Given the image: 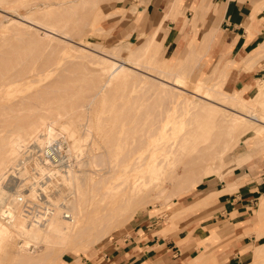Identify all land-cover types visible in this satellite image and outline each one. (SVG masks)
<instances>
[{
	"label": "bare ground",
	"instance_id": "bare-ground-1",
	"mask_svg": "<svg viewBox=\"0 0 264 264\" xmlns=\"http://www.w3.org/2000/svg\"><path fill=\"white\" fill-rule=\"evenodd\" d=\"M75 1L69 0L71 3ZM82 2L85 3L83 0ZM67 4L70 7L71 4ZM181 5L182 0H173L171 7ZM255 12L257 13V10ZM62 16L51 15L47 11H32L25 15L17 14L15 18L9 17L6 25L0 19V40L8 31L12 32L14 38L20 40V35L28 30L36 32L39 31L37 28H40L42 38L77 47L84 58L95 55L101 64V73L104 74L101 82L95 85L96 92H93V95L92 79L85 80L82 78L83 75H79L77 79H84V82L71 86L45 84L47 77L56 70L51 67L52 63L38 66L34 60L32 62L31 56L22 53L21 42L10 45L2 55L0 114L12 112L11 119L14 121H23L26 118L27 126H21L5 136L6 146L0 153V204L3 203V206H0V264L4 261L5 264H58L56 257L69 244L68 247H77L80 243L89 246L111 238L112 229L127 223L130 216L141 207L154 203L152 200L168 201L177 192L194 187L209 173H219V178L222 177L224 174L221 172L222 163L233 150L230 146L237 144L241 136L249 132H253L254 137H257L264 131V79L259 82L257 91L249 98H244L239 91L226 93L222 89L227 68L234 60H229L223 65L218 80L210 81L209 78L197 76L192 88L188 89L190 70L185 65H178V61L169 66L160 65L157 54L163 51L164 46L158 37V26L138 46L128 49L124 59H120L117 56L121 46L101 52L97 49L99 45L97 43H92L97 46L91 48V51L88 44L80 43L82 47L73 45L72 34L69 33V29L67 30L68 20ZM138 19L143 23L146 17L139 15ZM85 23L87 22L84 21ZM216 32L217 30H212V27L205 31L201 48L198 49L201 53H189L191 56L199 55L197 65L201 62L200 58L209 51L212 40L216 38ZM151 43H155V49L153 53L150 52L151 56L145 63V52ZM61 68L58 70L56 67L59 72ZM136 75L138 76L136 82L141 83L140 87H145L142 92L146 89L149 92L141 97L138 96L140 93L137 95L141 98L138 102L140 114L137 112L132 118V115H128L130 113L128 109L126 113L128 116L124 117L126 115L124 111L120 117L121 110L131 108V104H128L129 106L125 104L124 109L121 103L119 107L122 108L116 113L118 116L113 118L123 117L125 123L133 122L132 125L136 123L138 127L125 126L123 133L120 132L119 137L113 139L112 132L118 129L116 126V130L108 131L112 138L110 140L105 138V141L102 138L104 142H101L102 144L91 136L93 141L91 143L96 147H91L90 150L88 148L90 131L85 126L86 123L84 125L86 130L81 132L78 129L81 114H77V109L82 107L81 109L85 110V107H90L97 93L107 89H109L107 96L113 99L111 96H114L113 88L122 85L126 87L129 84L135 87L137 84L135 80H133L135 83L127 82ZM37 86L43 88L33 89ZM50 91L51 93L60 91L56 93L58 96L53 98V102H46L40 98ZM126 93L122 94L121 98L123 95L126 96ZM9 94L13 96L7 98ZM119 95L120 92H117L116 97ZM108 97L105 94L104 99ZM136 98L134 100L138 101ZM57 101L61 104L56 103ZM66 102L70 103L71 111L76 108L74 112L65 113L66 110L60 109ZM120 102H116V105H120ZM46 103L48 108H45ZM103 104L102 109L104 107L106 112V107L109 108L110 103H106V107ZM136 104L137 102L135 106ZM52 105L54 107H51ZM113 105L112 109L116 106ZM240 105L244 107L242 111L238 110ZM25 110H30L31 114L22 115ZM36 111L42 113L38 114ZM132 111L131 113L134 112ZM109 114L112 116L114 113ZM87 116L89 117V114ZM100 116V119L110 118L107 115ZM6 118H1L0 121H6ZM83 119L82 121H85L86 118ZM121 119L118 118V124ZM118 124L114 123L112 126ZM104 130H108V127ZM232 130L233 137H236L235 141L232 139ZM31 141L38 146L34 145L31 148L29 144ZM34 149H37L39 154L31 159L29 155H32ZM176 160L183 161L181 174L174 167ZM25 161L28 162L31 171L27 169ZM19 172H23L21 174L29 178L31 188L29 193H25L21 187L18 189H14V186L8 187L12 188L8 191L4 189L3 182L9 183V179L15 178L14 175H18ZM163 175L164 177L167 175L168 181L171 180L174 184L175 189L173 188L170 193L163 180H160ZM85 182L91 183L90 208L85 204V199L83 201ZM222 191H210L202 196L198 203L205 205ZM150 192H154L152 197L149 196ZM28 203L39 207L33 216L25 210L24 206ZM259 205L261 207L258 216H261L264 212V203ZM263 235L264 232H256L257 237ZM31 246H34L33 249ZM252 255V260L248 264H264V243L254 247Z\"/></svg>",
	"mask_w": 264,
	"mask_h": 264
},
{
	"label": "rangeland",
	"instance_id": "rangeland-1",
	"mask_svg": "<svg viewBox=\"0 0 264 264\" xmlns=\"http://www.w3.org/2000/svg\"><path fill=\"white\" fill-rule=\"evenodd\" d=\"M83 1H85V3H83L82 0L81 1L76 0L75 1L76 3L75 2L71 3L69 2V0H0V14H1L0 19L3 21V24L5 23L8 24L7 19L9 17L15 18L17 14L25 15L32 11H35V12L47 11L51 15H55V16L63 15L62 17H64L65 20H68L67 30L69 29L70 31L69 33L72 34L71 43L73 45L82 47L80 43L88 44L89 45L88 49L90 50L91 48H96L94 46H97V45H93V44L97 43L99 44L98 45L99 47L97 46V49L100 50L101 52L112 50L115 47L117 48L118 46H121L120 53L118 54L117 57L120 59H124L128 49H134L136 46H138V44L143 42L147 37H149L150 34H152V32L160 24L159 23L160 16H162L163 13L169 14L171 11V5H172V4L171 5L164 4L161 10L160 9L151 10L152 8L148 7V5L151 2L150 0H110V1L109 0H93V1L83 0ZM192 1L193 0H184V6L181 8L180 11H178L175 14L176 16L174 20L171 19V16H172L171 15L167 20H165L162 23L158 37L160 41L163 42L164 49L163 51H161V53H159V55L157 54L158 58L160 59V65L169 66L175 63L176 61H178L177 63L178 65H181V64L185 65V67L190 70L187 88L191 89L192 85H194V80L197 78V76L201 78H209L210 81H214L215 79L218 80L219 78L217 79V77L221 73L223 65L227 63L229 60H234V63L227 68V73L224 79V83L222 85V89L226 93H233L235 91H239L244 98H249L257 91L259 82H261V80L264 79V0H231L232 2L237 3L242 7V12L244 13V17H243L244 20H243V24L240 27H242V29L246 31V35L249 37H252L253 35L257 34L255 43H252L254 44L253 47H251V49L249 50H241V51H238V49H236L234 53L232 52L230 55H226V57L225 55H223L226 52L216 51V53H214V51L212 50L209 54L207 52L204 56L200 58L201 62L199 65H197V58L199 55L195 54V56H191L189 55V53L190 52L201 53V51H198V49L201 48V42L203 40V35L205 31L207 30L204 22L206 20L205 15L208 13L209 7H211L213 10V12L211 13L212 15L211 17H214V20L216 21L215 24L218 27L220 26L218 24L219 23L218 10L220 9L219 8L220 5L218 4L219 0H212V1L209 0L208 3L206 0H197L195 1V3L193 2V6H192L191 5ZM58 3H61L63 5L60 6L58 5ZM67 3L71 4L70 7ZM65 4L66 6H64ZM72 8H74L73 12H72ZM53 10H56V11H53ZM255 10H257V13L255 12ZM65 13L66 14L68 13L69 16L68 14L66 16ZM252 13H253V16H251ZM139 15H142V16L144 15L146 17L143 23L140 22V20L138 19ZM3 16H6V17H3ZM84 21L87 22L85 23L86 25L84 24ZM187 24H189L190 27L187 29V31H183L184 28L187 26ZM37 29H39V31L35 32L32 30H28L25 34L20 35V40L17 38H14L11 31L5 32V34L3 35V39L0 40V60L2 59V55L7 51L10 45H13L14 43H17V42H21L22 53L26 54V56H31L32 62L34 60L38 66H40L41 64L49 65L52 63L51 67H53V69L56 70V72L52 71L53 74L51 73L47 77L45 84L52 83V84L58 85V87L71 86L72 84H76L78 82H84V79L83 80L77 79L81 75H83L82 78H85V80L92 79L91 88H93L94 90L95 85L97 86L98 83L101 82L102 78H104V74L101 73V64L98 62V59L95 57V55H91L88 57L86 56L87 58H84L82 54V57H81V53L78 51L77 47H73L65 42L56 41V40H48V39L42 38L43 36V34L41 33L42 29L40 28H37ZM240 29L241 28H239V30ZM179 48H181L180 51H179ZM154 49H155V43H151V45L147 47L146 52H145V57H144L145 63H147V59L151 56L150 52L153 53ZM184 49L186 50V53L188 52L187 54L185 53L187 57L186 55L184 56ZM94 58L95 60H92ZM56 67L58 68V70H60V67H62L61 68L62 70L59 72L56 69ZM77 67L79 69H77ZM72 71L76 73L75 74L68 73ZM92 72L95 74H92ZM69 74H72V75H69ZM75 75H76V78H75ZM90 75L92 76V78H90ZM136 78H138L137 75L129 78L127 83H130V82L135 83ZM133 80H135V82ZM71 81H73L74 83ZM136 83L137 84L135 85V87L130 86L129 84L126 87L122 85V86H117L113 88L112 90H114L113 91L114 96L110 94L113 97V99L107 96L109 89H107V91L97 93V95L94 97L95 99L91 95V98H93V102H91V104L89 105L90 107H85V110L84 108L81 109L82 107L77 109L76 111L77 114H81L80 116L81 119L79 120L78 129L81 130V132H83L84 129L86 128L85 126H87V128H89V131H90L89 133L90 140L88 143V148L90 150H91V147L92 148L96 147V145H92L91 143L93 142L91 141V136L93 139H95V141H98L99 143H101L103 140L105 141V138L106 139L109 138L110 140L112 138V135L114 137L113 139H115V137H119L118 135H120V132L123 133L122 130L124 129L125 126L131 127L130 125H132L133 122L128 121L125 123L124 120H122L123 117L122 119L120 118L121 115L123 116L122 113L124 111H125L124 114L130 112L128 115L130 116L132 115L131 117L134 118L137 115V112L140 111V105L138 104V102H140L141 100L140 97L143 94L144 95L149 94L147 89L144 90V92H142L145 87L144 88L140 87L141 83L139 82H136ZM40 88L42 89L43 86L42 87L37 86L33 89H40ZM119 89L121 91H119ZM59 92H56V93H59ZM93 92L95 93L96 90L92 91L91 94H93ZM117 92H120V95L116 97ZM56 93H51L50 91L49 93L48 92L45 93L40 98L44 99V101L46 102H50V101L53 102L54 100L53 98L58 96L56 95ZM104 93L106 94V97H108V99L106 98L107 100L104 99L105 98ZM124 93H126L127 95L126 96L123 95V97L121 98L122 94ZM138 93H140L141 95H138ZM61 94L64 95V93H61ZM133 94H136V96H132ZM188 94L190 95V92H188ZM45 95H47V97ZM137 95L140 97H137ZM12 96L13 94H9L7 98H11ZM132 97L133 99H130ZM135 98L138 101H135L134 100ZM111 101H112V104H111ZM119 101H121L120 105L117 106L116 102H119ZM108 102L110 103L109 108L106 107L105 105ZM136 102L137 104L135 106ZM56 103H58L59 105L61 104L60 101H57ZM121 103H122V107L124 105V109H125V104L127 106L131 104L130 105L131 108L128 107L126 110H121L120 108L122 107H119L121 106ZM47 104L48 103H46V106L44 104L45 108L47 107ZM102 104L103 106L107 108L106 112L104 111L105 110L104 107L102 109ZM113 104H115L116 106L112 109V107L114 106ZM132 106L134 107V109ZM51 107H54V105H52ZM116 107L118 109H116ZM60 109L64 111L66 110L65 113H67V112H74L76 108L74 109V111H71L70 103L66 102V105H64ZM243 109L244 107H242L241 105L238 108L239 111H242ZM119 110H121V112H119L120 117L113 118L114 116H118V114L116 113ZM131 111L133 113H131ZM36 112L38 114L42 113V111H39V112L36 111ZM109 112H111V114L112 113L114 114H112L111 116ZM30 114H31L30 110H25L22 112V115L24 116H27ZM88 114H89V117L88 116L86 117V115ZM97 114L99 116L107 115V116H110V118L108 119L106 117V119L104 118L100 119L101 116L99 117ZM138 114H140V112ZM11 115H12V112L0 114V120L1 118H6L9 116L8 118H6L7 119L6 121H0V153L4 150L6 146L7 138L5 136H7L10 132L16 130L17 128L21 126H27L25 124L26 118L23 121H18V120L14 121L11 119ZM128 115L126 114L124 115V117ZM83 118L84 119L86 118L85 121H82ZM118 118L121 119V121L119 120V124H118ZM103 119L104 121H102ZM99 120L104 122V124L101 123V121L99 122ZM112 122L117 123L118 125H115L113 127L112 124L114 123ZM116 126L118 127L117 130H116L117 128ZM135 126H137L136 123L132 125V127H135ZM107 127H108V130L105 131L104 129ZM111 129L113 131L116 130V132L118 131V133L112 132V135L111 134L108 135L109 134L108 131L111 132ZM126 131L127 129L125 128L124 133ZM233 131L234 130L231 131V135H232L233 141H235L236 137L235 138L233 137ZM225 135L227 134H224V136ZM102 138L104 139L101 140ZM29 144L31 148H33L34 145H37L33 141H31ZM230 149H233V150L231 151V153H228L227 159L223 162L224 164L222 163L223 166L221 168V172H224L222 177L219 178V173H215V172L209 173L203 176V180L198 182L194 187L188 188L187 190H184V191L181 190L177 192L172 197H170L168 201H165V199H157V200L155 199V201L152 200L154 203L147 204L144 207H141L138 211H136L130 216L129 221H127V223L123 224L122 226L112 229L111 238L104 239L99 242L97 241L93 243L92 245L90 244L89 246H86L80 243L79 245H77V247H68L70 245L69 244L67 248H65L63 252L56 257V261L58 262V264H64V261H63L64 258L77 259L83 255L88 256L90 254L91 256L98 255L102 257L104 253L110 254V252H112L113 249L116 247V244L114 243L115 240L121 239V237L124 234H127L134 220L137 219V217H141L144 213L160 215L163 218V221L170 222L171 224L172 223L174 224L175 220L180 219L181 215L185 212H191L194 214H197V213L202 214L203 212L208 211L206 214L201 216V218L203 219L205 217L211 216L215 211L219 210V208L217 206L214 207L213 204L214 202H217L216 201L217 199L215 198H217V195H219L220 193L216 194L215 197L212 198L213 200L210 199V201L212 200L210 205H209V202L205 205L199 204L198 203L199 199L202 198V196H205L206 194L210 192L208 190L218 187L219 190H223L221 192L223 193L224 191H231V190L236 189L235 186L237 184L239 185L244 184L250 178H253L254 176L257 177L259 173H262L261 175L262 177H264V131L257 137H254L253 132H249L241 136L237 144L235 143L234 145H231ZM27 154L29 155L30 152H28ZM84 159L87 160V157L84 156ZM25 162H26L25 164H26L27 169L31 171V168L28 162L27 161ZM182 162L183 161H180V160H176L174 162V167H176L179 174L182 173V166H181ZM89 168H91V165ZM179 169L181 170L179 171ZM21 173L23 172H19L18 175L15 174L14 175L15 178L12 177V180L15 182H13L11 178L9 179V183L8 181L7 182L4 181L3 182V185H5L4 189L8 191L14 187H15L14 189L16 188L18 189V187H21L25 193H29V190L31 189L29 187L30 183H28L30 182L29 178L26 175L21 174ZM168 179L169 178L167 175L165 177L163 175L160 180L161 181L163 180V184L164 185L166 184L165 185L166 189L170 193L173 191L174 184L171 180H169L170 181L169 182ZM6 180L8 179L6 178ZM256 180H259V178L257 177ZM231 181H233V183H229ZM6 184H8L7 187H6ZM38 184L36 185V187L38 186ZM231 184H233L234 188L227 187V185L232 186ZM169 185L170 186L172 185L171 186L172 188ZM8 187H12V188L9 189ZM85 187L86 189L84 190L85 193L83 195V201L85 199L86 201L85 204L87 205V207L90 208L91 207V183L85 182L84 188ZM219 190H216V191H219ZM152 193L154 194V192L149 193V196L151 195L150 197H152L153 195ZM263 198H264V182L262 183V188L260 189V192L257 193L256 197L248 205L250 207L248 211L251 216L252 222L254 224L253 226L255 227V232H254L253 240L251 244H249L250 245L249 249L251 250L248 253L246 252L244 254V257H242L241 259L242 264H248L250 260H252V257H253L252 253H253L254 247L264 243V235L261 237L256 236L257 231L264 232V212L261 215L262 217L258 216V212L261 207V205L259 204L264 203ZM192 200H194V202L189 206H185L183 208H181V206H176L180 202H183L186 204V203L191 202ZM0 206H3V203L0 204ZM207 206H211L210 210L206 209ZM38 208L39 207L35 206L33 203H29L28 209L27 208L26 209L29 210L30 213H32V211L33 213H37ZM225 223H227V221H225ZM228 232L231 233V231H228ZM228 232L224 234H228ZM209 233H210V238H215L219 236L218 228L216 226L211 227L209 229ZM16 240L18 241L19 239H16ZM19 244H21V241ZM31 247L33 249L34 246H31ZM247 249H248L247 247H244V248H241L240 251L242 253ZM203 255L204 254L197 257L195 261L198 262V261L203 260V257H204ZM87 256H83V257L85 258ZM5 263L6 262L4 261L3 264ZM212 263L214 264V260Z\"/></svg>",
	"mask_w": 264,
	"mask_h": 264
},
{
	"label": "crops",
	"instance_id": "crops-1",
	"mask_svg": "<svg viewBox=\"0 0 264 264\" xmlns=\"http://www.w3.org/2000/svg\"><path fill=\"white\" fill-rule=\"evenodd\" d=\"M150 1L148 7L152 8L151 10H161L164 4L171 5L173 2V0ZM195 1L197 0L192 1V6ZM206 1L208 3L209 0ZM218 4L220 5L219 13L217 12L219 27L215 24L214 17H211L213 12L211 7L205 15L204 23L207 30L211 27L212 30H217L216 38L212 40L208 54L212 50L214 53L216 51L226 52L223 54L226 57V55L234 53L236 49L238 51L251 49L257 34L249 37L246 35V31L240 27L244 20L242 7L231 0H219ZM183 6L184 0H182L181 6L171 7L169 14L163 13L160 16L159 32L162 23L171 15V19L174 20L175 14ZM189 27L187 24L183 31H187ZM239 28L241 29L239 30ZM180 50L181 48H179ZM185 53L184 49V56L188 52ZM261 174L259 173L257 176L259 180H256L257 177L254 176L244 184H237L236 189L217 195L215 198L217 202H214L213 205L217 206L219 210L211 216L201 218L208 212L206 210L202 214L185 212L180 219L171 224L163 221L160 215L144 213L134 220L127 234H124L121 239L115 240L116 247L110 254L104 253L102 257L90 254L83 255L87 256L85 258L83 256L77 259L64 258V264H213V260L214 264H242V257L251 250L249 244H251L255 232L248 205L262 188L264 177ZM229 183H233V181ZM231 185H227V187L234 188L233 184ZM216 190H219L218 187L208 191ZM212 200L209 201V205ZM193 202L194 200L186 204L180 202L176 206L183 208ZM210 208L211 206H207L206 209L210 210ZM213 226L218 228L219 236L210 238L209 229ZM227 232L228 234H224ZM244 247L248 249L241 253L240 250ZM202 254H204L203 260L196 262L195 259Z\"/></svg>",
	"mask_w": 264,
	"mask_h": 264
},
{
	"label": "built area",
	"instance_id": "built-area-1",
	"mask_svg": "<svg viewBox=\"0 0 264 264\" xmlns=\"http://www.w3.org/2000/svg\"><path fill=\"white\" fill-rule=\"evenodd\" d=\"M36 154H39V151H37V149H34L33 152H32V155H30V158L35 157ZM28 205H29V203L26 204V206H24V207H25V210H26L31 216H33L35 213H33V211H32V213H30L29 210H27V209H28ZM30 207H31V206H30ZM26 208H27V209H26Z\"/></svg>",
	"mask_w": 264,
	"mask_h": 264
}]
</instances>
